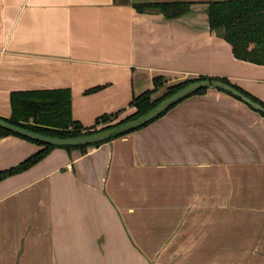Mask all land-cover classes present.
<instances>
[{
    "label": "crops",
    "instance_id": "obj_1",
    "mask_svg": "<svg viewBox=\"0 0 264 264\" xmlns=\"http://www.w3.org/2000/svg\"><path fill=\"white\" fill-rule=\"evenodd\" d=\"M0 0V116L12 93L70 89L72 116L136 111L164 85L225 77L264 101V65L210 28L211 0ZM254 120V122H253ZM43 146L0 137V171ZM0 264H264V116L217 89L98 146L52 149L0 180Z\"/></svg>",
    "mask_w": 264,
    "mask_h": 264
},
{
    "label": "trees",
    "instance_id": "obj_2",
    "mask_svg": "<svg viewBox=\"0 0 264 264\" xmlns=\"http://www.w3.org/2000/svg\"><path fill=\"white\" fill-rule=\"evenodd\" d=\"M135 7L141 12L152 10L163 13L167 18H176L188 13L191 10L192 2L189 0H172L154 3H139L136 4ZM206 12L210 28L215 30L218 36L224 38L232 45L233 54L237 59L264 65V0H212L209 2ZM202 78H218L230 83L225 77L201 76L196 79L186 80L171 85L161 97L154 99L153 94L164 85L163 77H155L154 88L142 92L131 101V106L136 108L134 113L116 123H113V121L117 119L118 113L103 114L99 116L96 124L92 127H85L80 121L73 118L72 93L70 89L19 91L12 93V116L10 118L0 116V118L45 135L62 138L76 137L95 133L144 115L157 106L163 99L174 94L190 82ZM235 86L246 95L264 105V101L258 97L237 85ZM206 91V88H202L194 94L205 93ZM227 93L231 94L230 92ZM177 103L172 105L169 109L174 107ZM167 111L149 123L163 116ZM149 123L139 128L128 130L122 134L112 136L104 141L78 146L45 144L41 141L0 127V137L14 134L43 146L42 149L30 155L19 164L7 170L0 171V180L9 175L29 169L44 159V157L56 147H62L68 150L79 148L85 151L88 147L98 146L123 134L145 127ZM100 125L104 126L98 128Z\"/></svg>",
    "mask_w": 264,
    "mask_h": 264
},
{
    "label": "water",
    "instance_id": "obj_3",
    "mask_svg": "<svg viewBox=\"0 0 264 264\" xmlns=\"http://www.w3.org/2000/svg\"><path fill=\"white\" fill-rule=\"evenodd\" d=\"M206 88V89H217L222 91H227L234 95V97H238L239 100L243 101L247 104L250 108L262 113L264 115V105L260 102L254 100L250 96L246 95L240 89H238L234 84L223 81L218 78H202L197 79L195 81L190 82L186 86L182 87L174 94L168 96L167 98L163 99L157 106L153 109L148 111L146 114L141 115L135 119H131L125 121L123 123L114 125L112 127H108L104 130L84 134L76 137H68L62 138L57 136L45 135L41 134L22 126L13 124L8 122L4 119L0 118V127L6 128L12 132L24 135L26 137L41 141L45 144H53V145H60V146H78V145H85L95 142H100L111 138L112 136H116L122 134L128 130L139 128L144 124L149 123L153 119L160 116L162 113L167 111L172 105L179 102L180 100L194 94L198 90Z\"/></svg>",
    "mask_w": 264,
    "mask_h": 264
},
{
    "label": "rangeland",
    "instance_id": "obj_4",
    "mask_svg": "<svg viewBox=\"0 0 264 264\" xmlns=\"http://www.w3.org/2000/svg\"><path fill=\"white\" fill-rule=\"evenodd\" d=\"M201 77V76H200ZM120 120L117 118L116 120H114L113 121V123H116V122H119ZM253 122H254V120H253ZM105 125V124H104ZM104 125H100V126H98V128H100V127H102V126H104Z\"/></svg>",
    "mask_w": 264,
    "mask_h": 264
},
{
    "label": "flooded vegetation",
    "instance_id": "obj_5",
    "mask_svg": "<svg viewBox=\"0 0 264 264\" xmlns=\"http://www.w3.org/2000/svg\"><path fill=\"white\" fill-rule=\"evenodd\" d=\"M212 1V0H211ZM213 1H218V0H213ZM212 31H214L215 32V30H212ZM232 46V45H231Z\"/></svg>",
    "mask_w": 264,
    "mask_h": 264
}]
</instances>
